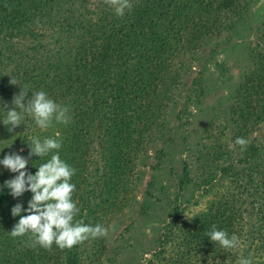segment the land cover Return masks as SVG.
Wrapping results in <instances>:
<instances>
[{"label": "trees", "instance_id": "trees-1", "mask_svg": "<svg viewBox=\"0 0 264 264\" xmlns=\"http://www.w3.org/2000/svg\"><path fill=\"white\" fill-rule=\"evenodd\" d=\"M86 1L0 0V142L14 137L2 121L21 86L29 88L28 98L31 92L43 90L66 106L69 122L57 123L60 133L53 139L62 141L61 159L77 169L71 181L76 185L73 199L87 208L90 216L96 211H120L125 205V194L120 192L128 191L131 166L143 157L139 149H145L146 138L161 134L162 119L167 120L166 109L172 103L168 92L178 78L174 61L188 50L219 38L224 32V12L240 16L239 8L246 12L254 0H131L133 7L122 18L104 0H97L95 10H89ZM44 40L56 42L57 48L52 50ZM260 41L264 43V34ZM21 44L24 51L19 48ZM256 56L264 57L261 52ZM259 63L260 71L249 70L236 83L229 112L225 110L236 117L232 139L236 150H240L236 138L249 140V129L264 123V59ZM179 66L182 69L181 61ZM11 79L20 85H12ZM27 120L25 114L23 124L17 128L23 129ZM39 133V128L26 132L19 141L29 160L26 170L31 174L50 159V155L29 156L31 138ZM234 148L214 152L219 165L216 169L226 177V183L211 191L217 200L215 211L182 222L188 226L178 238L176 246L181 254L177 264H237L236 250L226 251L207 233L216 225L229 236L239 235L243 214L248 211L255 215L253 235L260 238L264 248V141L260 146L249 143L235 164L226 161V166L220 165L236 151ZM91 150L100 154L101 172L95 169L87 173L82 168ZM156 161L153 171L161 165L158 152ZM208 171L202 170L198 181L212 188L215 172ZM16 175L0 165V264L93 262L94 251L89 244H100L103 238L90 239L72 249L61 250L53 245L49 252L29 246L26 236L11 237L10 231L20 219L13 217L11 209L18 203L27 209L32 198L31 192L14 198L4 187L5 181ZM88 216L79 214L77 219L97 225L100 216ZM172 223L180 224L177 218ZM255 264H264V259Z\"/></svg>", "mask_w": 264, "mask_h": 264}, {"label": "rangeland", "instance_id": "rangeland-1", "mask_svg": "<svg viewBox=\"0 0 264 264\" xmlns=\"http://www.w3.org/2000/svg\"><path fill=\"white\" fill-rule=\"evenodd\" d=\"M86 4L89 10H95L98 5L97 0H87ZM239 10L240 16L232 11L224 12V32L219 38L190 52L188 50L174 61L178 78L173 79L171 91L169 84L168 97L172 103L169 102V109H166L167 120L162 119L164 126L160 128L161 134L146 138L145 149H139L143 157L131 166L128 191L120 192V195L125 194L122 209L104 213L96 211L88 216L87 208L78 204L80 214H87L89 219L100 216L97 224L115 229L110 230L108 237L103 238L100 244H89L94 257L93 262L90 260L86 264H172V261L177 264L181 254L176 246L178 238L188 226V223L182 222L195 221L202 213L215 211L217 200L214 201L211 191L217 185L225 184L226 177L216 169L219 165L213 157L214 152L234 148L232 139L236 117L228 113L231 98L235 97L234 87L244 73L255 68L260 71L262 65L259 60L264 59L256 56L258 52L264 55V43L260 41L264 34V0L251 1L244 13ZM45 42L52 50L57 46L56 42ZM19 48L25 50L22 44ZM211 49L214 53H211ZM180 61L183 67L179 70ZM195 97L198 98L196 102ZM225 110L228 112L225 113ZM96 123L93 121L94 125ZM37 128L42 133L35 135L42 140L55 138L60 133L56 122L50 128L41 129L28 116L23 129L10 132L14 136L12 139L5 138L6 143L1 140V159L9 153L24 156L19 141L24 133L30 134ZM247 137L250 144L260 146L264 141V123L250 128ZM91 151L82 168L87 173H93L95 169L101 172L103 161L100 154ZM157 152L161 165L153 171ZM240 154L241 150H236L219 164H235ZM206 169H209L208 173L215 172L212 188L198 181L200 172ZM183 172L186 175H182ZM151 176L155 179H151ZM94 179L97 180L98 176ZM243 216V229L237 235L241 244L236 249V259L251 257L255 264L264 259L263 243L253 235L256 230L254 213L248 211ZM174 218L179 219V225L172 223ZM234 263H237L235 259Z\"/></svg>", "mask_w": 264, "mask_h": 264}, {"label": "clouds", "instance_id": "clouds-1", "mask_svg": "<svg viewBox=\"0 0 264 264\" xmlns=\"http://www.w3.org/2000/svg\"><path fill=\"white\" fill-rule=\"evenodd\" d=\"M104 3L121 18L133 7L131 0H104ZM10 83L19 84L15 79H11ZM29 91L26 85L21 86L20 92L13 97V107L6 110L2 123L9 132H14L23 124L25 114L32 117L41 129L52 127L54 122H69V109L66 106L57 103L43 90L31 92L32 95L28 98ZM5 107L7 108V105ZM249 143V140L243 137L235 140L241 151L246 150ZM61 148L60 139L41 140L39 137H32L29 156L41 158L50 155V159L41 164L35 174L26 170L29 160L18 153H9L0 159V165L12 173H17L14 178L4 183L10 194L19 198L25 192L32 193L27 209L20 203L11 209L13 217H20L10 231L11 237L26 236L29 246H39L49 252L52 251L53 245L61 250L72 249L90 239L106 238L110 230H115L100 224H85L83 220L77 219L81 210L73 199L76 185L71 182L77 169L61 159ZM25 211L28 214L22 215ZM207 235L226 251L236 250L241 244L237 235L229 236L227 231L218 230L216 225H212ZM237 264H253V260L251 257L241 256Z\"/></svg>", "mask_w": 264, "mask_h": 264}]
</instances>
